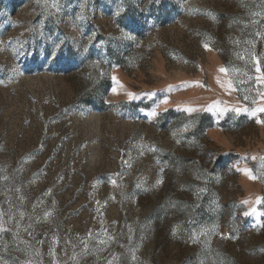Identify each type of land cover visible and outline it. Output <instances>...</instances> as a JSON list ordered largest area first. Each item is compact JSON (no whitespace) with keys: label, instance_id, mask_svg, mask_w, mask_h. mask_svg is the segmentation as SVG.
Masks as SVG:
<instances>
[{"label":"rangeland","instance_id":"1","mask_svg":"<svg viewBox=\"0 0 264 264\" xmlns=\"http://www.w3.org/2000/svg\"><path fill=\"white\" fill-rule=\"evenodd\" d=\"M262 108L264 0H0V264H264Z\"/></svg>","mask_w":264,"mask_h":264},{"label":"snow or ice","instance_id":"2","mask_svg":"<svg viewBox=\"0 0 264 264\" xmlns=\"http://www.w3.org/2000/svg\"><path fill=\"white\" fill-rule=\"evenodd\" d=\"M220 71H221V72H224V71H226V69L221 68ZM260 111H264V108L260 109ZM258 202H259V199H258ZM245 203H246V202H245Z\"/></svg>","mask_w":264,"mask_h":264}]
</instances>
